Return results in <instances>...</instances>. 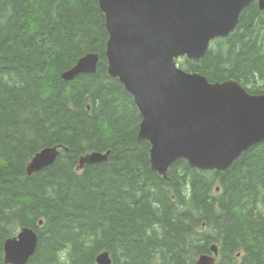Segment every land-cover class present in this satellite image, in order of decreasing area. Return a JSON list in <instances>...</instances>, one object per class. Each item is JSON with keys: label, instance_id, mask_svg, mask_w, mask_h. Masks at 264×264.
<instances>
[{"label": "trees", "instance_id": "trees-1", "mask_svg": "<svg viewBox=\"0 0 264 264\" xmlns=\"http://www.w3.org/2000/svg\"><path fill=\"white\" fill-rule=\"evenodd\" d=\"M108 39L96 0H0V264L24 227L38 235L27 264H98L103 252L112 264H192L213 245L216 264H264V142L227 171L180 160L165 180L138 139L133 97L108 76ZM90 53L100 55L97 73L63 79ZM179 64L264 94L258 3L204 59ZM47 147H62L56 162L28 175ZM108 151L77 171L82 156Z\"/></svg>", "mask_w": 264, "mask_h": 264}, {"label": "water", "instance_id": "water-1", "mask_svg": "<svg viewBox=\"0 0 264 264\" xmlns=\"http://www.w3.org/2000/svg\"><path fill=\"white\" fill-rule=\"evenodd\" d=\"M105 15L109 39L108 76L133 97L142 122L138 139L151 145L153 172L169 180L180 160L201 171H227L251 148L264 142V94L252 95L235 80L211 83L179 67L180 58L199 62L217 39L228 38L244 11L264 0H96ZM100 55L82 57L63 79L95 74ZM59 148L47 147L27 166L29 175L52 166ZM110 152L90 153L79 161L102 163ZM37 234L22 229L5 241V263L27 264L36 252ZM192 264H216L218 248ZM98 264H112L108 252Z\"/></svg>", "mask_w": 264, "mask_h": 264}, {"label": "clouds", "instance_id": "clouds-1", "mask_svg": "<svg viewBox=\"0 0 264 264\" xmlns=\"http://www.w3.org/2000/svg\"><path fill=\"white\" fill-rule=\"evenodd\" d=\"M60 259H61V260H63V259H64L63 255H61Z\"/></svg>", "mask_w": 264, "mask_h": 264}, {"label": "rangeland", "instance_id": "rangeland-1", "mask_svg": "<svg viewBox=\"0 0 264 264\" xmlns=\"http://www.w3.org/2000/svg\"><path fill=\"white\" fill-rule=\"evenodd\" d=\"M108 32V31H107ZM106 52H107V50H106ZM107 58V57H106ZM107 61H108V59H107ZM113 79V78H112Z\"/></svg>", "mask_w": 264, "mask_h": 264}, {"label": "bare ground", "instance_id": "bare-ground-1", "mask_svg": "<svg viewBox=\"0 0 264 264\" xmlns=\"http://www.w3.org/2000/svg\"><path fill=\"white\" fill-rule=\"evenodd\" d=\"M55 145V144H54ZM67 147V146H66ZM61 152V151H60Z\"/></svg>", "mask_w": 264, "mask_h": 264}]
</instances>
